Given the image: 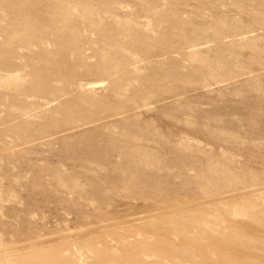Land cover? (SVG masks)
I'll list each match as a JSON object with an SVG mask.
<instances>
[{
    "label": "rangeland",
    "instance_id": "1",
    "mask_svg": "<svg viewBox=\"0 0 264 264\" xmlns=\"http://www.w3.org/2000/svg\"><path fill=\"white\" fill-rule=\"evenodd\" d=\"M0 264H264V0H0Z\"/></svg>",
    "mask_w": 264,
    "mask_h": 264
}]
</instances>
